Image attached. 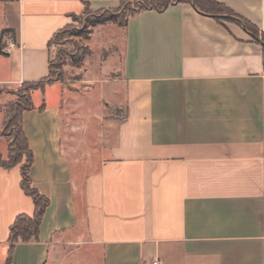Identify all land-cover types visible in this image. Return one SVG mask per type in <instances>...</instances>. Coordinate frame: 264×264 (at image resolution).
Segmentation results:
<instances>
[{
	"label": "crops",
	"instance_id": "1",
	"mask_svg": "<svg viewBox=\"0 0 264 264\" xmlns=\"http://www.w3.org/2000/svg\"><path fill=\"white\" fill-rule=\"evenodd\" d=\"M119 2L0 0V36L15 32L0 82L46 78L55 34L86 5ZM217 2L236 21L186 2L129 17L121 118L58 101L24 111L30 178L49 204L11 264H264V43L239 21L264 35V0ZM21 180V164L0 166V264L16 217L35 212Z\"/></svg>",
	"mask_w": 264,
	"mask_h": 264
},
{
	"label": "rangeland",
	"instance_id": "2",
	"mask_svg": "<svg viewBox=\"0 0 264 264\" xmlns=\"http://www.w3.org/2000/svg\"><path fill=\"white\" fill-rule=\"evenodd\" d=\"M127 5L118 4L111 8L83 10L77 15L67 32L59 36L52 45L51 58L57 64L47 83L45 91L32 93L34 103L62 102L65 111L67 104L79 105V118L83 114L102 113L105 122L109 118H121L123 109H117V103L124 101V87L114 84L113 80L121 70L124 50V25L118 22H106L92 25L98 15L115 13L121 15ZM58 77L60 80H56ZM22 84L17 86L0 82V105L16 99ZM117 88L113 92L114 88ZM115 93V94H114ZM113 96L115 99H113ZM84 108V109H83ZM101 111V112H100ZM7 143V138L2 141ZM1 151L3 158H7ZM82 252L79 258L85 255ZM55 250L51 251L50 263L55 260ZM64 264H69L65 262Z\"/></svg>",
	"mask_w": 264,
	"mask_h": 264
},
{
	"label": "trees",
	"instance_id": "3",
	"mask_svg": "<svg viewBox=\"0 0 264 264\" xmlns=\"http://www.w3.org/2000/svg\"><path fill=\"white\" fill-rule=\"evenodd\" d=\"M179 2L192 4V0H120V4L127 5L126 11L124 13H122L120 16L116 15L115 13L98 15L94 20H92V25L94 26L98 24H104L106 22H118L126 26L129 17L142 10L154 9L157 11H163L169 6ZM88 8L90 7L86 5L84 10ZM195 8L203 14L214 16L218 20L227 19L236 21L231 18V16H237L225 8L222 4L218 3L217 0H195ZM226 15H228V17H225ZM239 21L245 24L246 30L255 39L260 38L264 43V35L261 34L255 26L242 18H239ZM67 28L68 26L55 34L50 42L51 47L61 34L67 32ZM14 37L15 32L12 29H4L1 32L0 54L4 53L3 49L7 46L6 41L9 39L14 41ZM54 63L55 62L51 58L49 61V75L46 78L36 82L22 83L21 88L16 94V99L7 102L1 107L2 111L4 112V121L1 134L3 137L7 138L8 155L5 159L0 153V166L11 168L15 165L21 164V186L24 191L32 197L35 205V212L33 216L20 214L10 226L8 239L9 254L6 264H11L13 250L17 243L38 240L39 229L43 215L49 204L48 198L42 195L32 185L30 170L34 161V157L32 151L29 148L27 137L23 130L22 115L24 111L35 107L32 101V92L36 89H43L45 87L47 80H50L51 75L53 74V69L57 68V64L54 65ZM55 79L60 80L58 77ZM39 108L40 110H44L45 104L43 103Z\"/></svg>",
	"mask_w": 264,
	"mask_h": 264
},
{
	"label": "built area",
	"instance_id": "4",
	"mask_svg": "<svg viewBox=\"0 0 264 264\" xmlns=\"http://www.w3.org/2000/svg\"><path fill=\"white\" fill-rule=\"evenodd\" d=\"M10 47H14L13 42L10 43ZM151 264H163V263L161 262L159 258H155L154 260H152Z\"/></svg>",
	"mask_w": 264,
	"mask_h": 264
},
{
	"label": "water",
	"instance_id": "5",
	"mask_svg": "<svg viewBox=\"0 0 264 264\" xmlns=\"http://www.w3.org/2000/svg\"><path fill=\"white\" fill-rule=\"evenodd\" d=\"M192 4L195 6V0H192Z\"/></svg>",
	"mask_w": 264,
	"mask_h": 264
}]
</instances>
